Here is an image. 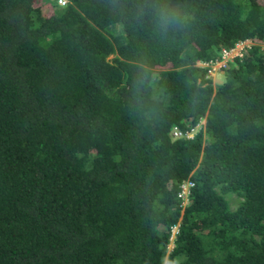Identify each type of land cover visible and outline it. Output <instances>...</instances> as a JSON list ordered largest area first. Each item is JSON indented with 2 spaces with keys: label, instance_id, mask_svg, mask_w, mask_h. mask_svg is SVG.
Listing matches in <instances>:
<instances>
[{
  "label": "trees",
  "instance_id": "16d2710c",
  "mask_svg": "<svg viewBox=\"0 0 264 264\" xmlns=\"http://www.w3.org/2000/svg\"><path fill=\"white\" fill-rule=\"evenodd\" d=\"M0 264H264V0H0Z\"/></svg>",
  "mask_w": 264,
  "mask_h": 264
},
{
  "label": "built area",
  "instance_id": "2783aa9c",
  "mask_svg": "<svg viewBox=\"0 0 264 264\" xmlns=\"http://www.w3.org/2000/svg\"><path fill=\"white\" fill-rule=\"evenodd\" d=\"M69 0H57V2L60 5H65L67 4ZM246 42H238L235 44V46L230 47L229 49H223L221 56L219 59H217L215 62L210 61V62H200L199 65L202 67L210 68L208 74L212 75L214 72L221 70V69H227L229 67L230 62L235 60V57H240L243 54V46H245ZM249 45V43L247 44ZM181 131L178 129H174L172 132L173 137H177L181 135ZM187 136L189 137L190 134L187 133ZM193 186V183L191 181H186L184 184L181 185V192L178 196L182 197V203H184L189 196L190 189ZM178 231L177 226L172 227V233H171V239L174 238V235Z\"/></svg>",
  "mask_w": 264,
  "mask_h": 264
},
{
  "label": "clouds",
  "instance_id": "9594fccd",
  "mask_svg": "<svg viewBox=\"0 0 264 264\" xmlns=\"http://www.w3.org/2000/svg\"><path fill=\"white\" fill-rule=\"evenodd\" d=\"M177 16H178V14L177 13H175L174 11H172V10H170V9H167V7H165V8H163V9H160L159 11H158V19H159V22H160V26H161V28L162 29H167V27L173 22V21H175L176 20V18H177ZM232 62H234V61H232ZM230 65V64H229ZM218 72H219V70H218ZM212 75H215V72L212 74ZM210 77H211V75H210ZM186 182V181H185ZM177 226V228H178V230H179V223H177V224H174V225H172L171 226V228H170V243H172V247H173V239H171V233H172V227L173 226ZM178 232V231H177ZM176 232V233H177ZM176 235V234H175ZM175 235H174V237H175ZM170 243H169V245H170ZM169 245H168V247H169ZM171 247V248H172Z\"/></svg>",
  "mask_w": 264,
  "mask_h": 264
},
{
  "label": "rangeland",
  "instance_id": "374dc122",
  "mask_svg": "<svg viewBox=\"0 0 264 264\" xmlns=\"http://www.w3.org/2000/svg\"><path fill=\"white\" fill-rule=\"evenodd\" d=\"M244 44L247 45L248 42H246ZM211 78H212L214 85L221 84L225 79L224 74L222 72H218V71L215 72V75H211ZM171 247H172V243H170L168 249H171Z\"/></svg>",
  "mask_w": 264,
  "mask_h": 264
}]
</instances>
